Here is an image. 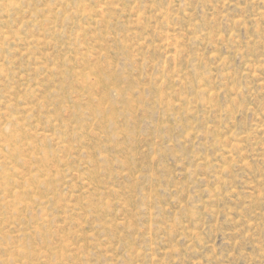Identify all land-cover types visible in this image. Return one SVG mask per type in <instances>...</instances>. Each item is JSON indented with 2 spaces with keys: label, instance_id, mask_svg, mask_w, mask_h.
Returning a JSON list of instances; mask_svg holds the SVG:
<instances>
[{
  "label": "rangeland",
  "instance_id": "obj_1",
  "mask_svg": "<svg viewBox=\"0 0 264 264\" xmlns=\"http://www.w3.org/2000/svg\"><path fill=\"white\" fill-rule=\"evenodd\" d=\"M0 264H264V0H0Z\"/></svg>",
  "mask_w": 264,
  "mask_h": 264
}]
</instances>
